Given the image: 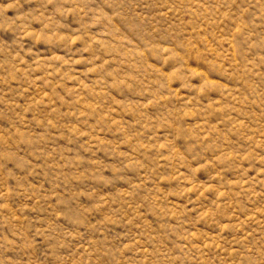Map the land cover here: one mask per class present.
I'll return each instance as SVG.
<instances>
[{
  "label": "rangeland",
  "instance_id": "rangeland-1",
  "mask_svg": "<svg viewBox=\"0 0 264 264\" xmlns=\"http://www.w3.org/2000/svg\"><path fill=\"white\" fill-rule=\"evenodd\" d=\"M0 264H264V0H0Z\"/></svg>",
  "mask_w": 264,
  "mask_h": 264
}]
</instances>
